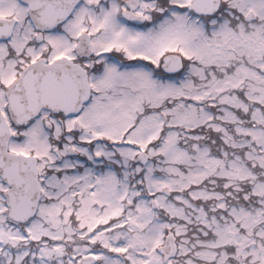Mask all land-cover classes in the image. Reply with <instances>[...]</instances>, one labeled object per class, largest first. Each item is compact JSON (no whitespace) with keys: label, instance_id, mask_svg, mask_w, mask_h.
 <instances>
[{"label":"snow or ice","instance_id":"1","mask_svg":"<svg viewBox=\"0 0 264 264\" xmlns=\"http://www.w3.org/2000/svg\"><path fill=\"white\" fill-rule=\"evenodd\" d=\"M0 264H264V0H0Z\"/></svg>","mask_w":264,"mask_h":264}]
</instances>
